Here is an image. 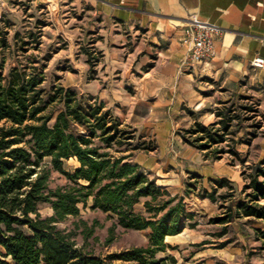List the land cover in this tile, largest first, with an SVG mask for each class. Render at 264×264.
<instances>
[{"label": "trees", "instance_id": "1", "mask_svg": "<svg viewBox=\"0 0 264 264\" xmlns=\"http://www.w3.org/2000/svg\"><path fill=\"white\" fill-rule=\"evenodd\" d=\"M45 24L38 20L36 31L29 30L21 36L20 43L19 33H14L15 44L23 53L39 49L40 28ZM7 34L8 30L0 27V49L10 46ZM94 43L95 39L83 49L89 64L88 79L93 78L94 67L100 60ZM46 59L29 53L6 74L1 70L4 60L0 63V264L176 263L173 255L158 254L167 247L175 248L165 243V237L180 232L181 220H192L194 215L185 210L182 196L170 195L131 160L134 150L154 147L142 142L133 144L135 130L123 126L96 99L61 83L44 90ZM238 98L249 100L248 96ZM54 109L57 112L51 121ZM257 113L252 105H236L232 100L221 102L215 110V121L207 125L195 121L182 129V140L202 151L204 159L217 160L226 152L238 156L234 148L236 127L242 119L255 118ZM251 126L254 130L248 133L247 142L257 135L261 120ZM122 146L126 149H119ZM114 147L121 152L119 155L111 151ZM69 158L79 162L73 171L63 168L64 160ZM52 169L62 173L68 182L50 189ZM243 174L241 197L234 196V188L225 177L208 178L210 190L198 187L201 177L196 174H191L193 182H186L185 194L196 189L197 195L211 202L228 201L227 205L221 204L224 209L220 215L209 218L210 223L223 224L216 233L219 237L234 219L262 220L263 226L254 228V238L264 251V160ZM221 188L226 191L219 192ZM142 198L143 209L138 210ZM40 203H48L52 214L42 216ZM79 204H89L91 210L113 219L111 235L116 226L147 230V244L103 256L85 252L73 238L75 229L67 231L57 226L69 215L78 216ZM82 223L84 237L90 235L94 226ZM196 224L190 221L189 226Z\"/></svg>", "mask_w": 264, "mask_h": 264}, {"label": "crops", "instance_id": "2", "mask_svg": "<svg viewBox=\"0 0 264 264\" xmlns=\"http://www.w3.org/2000/svg\"><path fill=\"white\" fill-rule=\"evenodd\" d=\"M57 1L60 8L54 13L53 24L61 29L64 39L74 42L77 38L85 48L91 40L89 36L96 35L93 46L100 53L93 78L88 79L89 64L87 55L82 52L84 62L80 74L66 87L103 103L123 126L154 142L151 152L162 153L164 159L173 160L170 165L175 171L172 168L165 172L169 180L156 183L170 195L182 196L185 210L193 213L194 218L182 219V230L167 235L165 243L175 247L185 239L187 243H195L197 239L192 238L191 233L185 239L175 237L188 228L185 221L197 222L195 216L200 215L192 208L187 209L188 205H194L187 198L192 194L182 193V187L177 189L176 185L186 180L187 175L196 174L201 177L198 186L208 190L211 189L208 178L225 177L234 191L238 185L240 191L241 180L234 171L225 168L223 159H204L202 152L183 142L176 129L195 121L205 125L215 121L216 107L239 95L256 101L264 117V64H253L255 57L264 58V0ZM12 4L14 0H0V9ZM193 16L219 25L222 32L216 37L212 59L182 70L180 63L188 52L182 42L184 25ZM63 57L68 59L67 63H73L70 51ZM255 144L260 156L249 168L264 160V124ZM183 150L188 151L191 158L186 157L179 163V158L184 157L180 155ZM160 160L163 164L164 160ZM134 162L142 171L152 174L142 163ZM225 191L226 188L219 189V192ZM201 199L209 211L217 210V202ZM238 220L255 223L253 233L254 228L263 226V221L255 218ZM237 235L240 236L232 242L234 253L242 248V236ZM235 242H238L237 248H234ZM171 249L175 248L167 247L162 255H173L177 262ZM196 255L194 253L191 258ZM201 260L199 264H209L204 257Z\"/></svg>", "mask_w": 264, "mask_h": 264}, {"label": "rangeland", "instance_id": "3", "mask_svg": "<svg viewBox=\"0 0 264 264\" xmlns=\"http://www.w3.org/2000/svg\"><path fill=\"white\" fill-rule=\"evenodd\" d=\"M41 3H43V0H33L30 3H26L25 1L15 2L8 8L6 7L0 9V27L8 30L7 39L10 44L9 47L0 49V63L4 60L2 62L3 66L1 70L4 74H6L11 66L17 64L21 60H24V57L29 53H35L39 55L40 59L46 57V68L44 69L45 80L42 87L44 90L48 91L53 84L61 83L62 85L66 86L69 83H73L77 80L80 74L81 65H83L84 62V56L81 55L84 47L82 41H78L77 38L74 42H67L62 35L63 33L61 32V29H59L57 25L53 24V22H55L54 13H56L60 8V2L57 1V4H53L55 6L53 8L50 7V10L44 7ZM38 20L46 23L45 26L40 28L42 35L40 37L41 44L39 49H30L28 52L23 53L21 48L15 44L14 33L16 31L19 33V36L17 37V43H20L21 36H26L28 31L31 29L36 31V24ZM89 39H96V35L89 36ZM69 51L71 56L70 58L72 59L75 66L73 63H67L68 59L63 57V54L68 53ZM231 100L234 101L236 105L248 104L258 109V113L255 115V118L249 120L244 118L238 127H236L237 131L234 135V140H236V143L234 144V148L237 151L238 156L226 152L220 158L223 159L222 163L225 164V168L230 169L232 172L234 171L236 176L238 175V177H240L239 179L241 181L239 183L241 184L240 186L242 189L244 184L241 182L243 181L245 183L243 171L247 173L250 169L249 166L259 160L260 154L257 152L255 140L260 136L261 128L264 124V117L259 113V105L256 101H250L246 99L241 100L238 97H234ZM50 109L51 107L49 110ZM56 112L57 110L54 109L51 121H53ZM238 112L242 113V115H246L247 113L241 109H238ZM257 120H261V127L257 129V135L247 142L249 136L248 133L254 130L253 126H251V123ZM190 125H180L176 129V134L181 136L182 129L187 128ZM140 142L147 145L154 144L151 139L142 137V135L135 133V138L133 139L132 143L135 144ZM223 145L225 146L226 144ZM119 149L125 150L126 146H122ZM152 150L136 149L133 151L131 160L133 162L138 161L147 167V169L152 172V174H150L151 177H154L157 183H165L167 180H169L166 177L165 172L166 170L173 168L170 165V162H173V160H170L171 158L167 156V158L164 159V154L156 151L151 152ZM111 151H113L116 155L121 153L115 151V147ZM180 155L184 157L179 158V163H183L186 157L187 159L191 158L189 157L188 151L183 150ZM160 159L164 160L163 164L160 162ZM76 166H78V164L74 158H69L63 162V168L65 170L73 171ZM172 170L175 171V168ZM187 181H194V179L191 177V174L187 175L186 180L182 181L179 186L176 185L177 189L182 187V193H185ZM67 182L68 180L62 173H60L58 170L52 169L49 181L50 189L63 186ZM175 182L177 184L179 183L178 180H175ZM200 186L201 185L199 184L198 187ZM238 187L239 185L236 187L234 195L241 197V190H237ZM196 193V189L193 193H191L193 200H191V197H187L188 201L194 203V205H188L187 209L192 208L193 210H196L198 213H200L199 216H195L197 225L194 227L188 226L190 230L187 228L185 231L181 232L175 237H178L179 239H185L186 237H189V233H191L192 238L197 239V241L195 243H187L188 241L185 239L183 240L184 242L180 241V243L176 245L177 248L175 247V249H171L178 258L177 262L173 264H199L202 262V257H204L209 264H264V251L258 248L259 242L254 240L252 226L255 223H243L242 220L234 219L231 221V224L229 223L227 225L228 232L221 237L217 236L216 233L222 229L223 224L210 223L209 218L220 215L224 209L221 204L227 205L228 201L217 202V210L211 212L209 211L210 209L208 206L202 204L201 197ZM141 201L142 202L137 205L138 210L143 209V199H141ZM206 201L208 203V200ZM90 202L91 201L89 200V204ZM89 204L86 207H83L82 204H79L80 214L78 216L69 215L66 217V219L57 223V226L60 229H67V231L75 229L76 235L73 238L76 240L78 245L83 246V250L85 252H91L94 255L103 256L108 252H117L128 247L144 246L147 244V230L127 229L121 226H116L114 228L113 234L111 235L109 228L112 226L113 219L109 218L106 213H103L99 210H91ZM39 211L42 216H48L52 214V208L48 203H40ZM82 222H85L87 227L94 226L93 232L85 237L84 232H82L85 226ZM185 222L188 225L190 223V221ZM76 223L79 224V227H76ZM239 233L242 236V240H240V243H242V248L240 249L239 253H234L232 250V242L238 238V236H240L237 235ZM109 237H112L110 241H108ZM235 243L236 244L234 245L237 246H234V248H237L238 242ZM194 253H197V255L191 258ZM162 254L163 253L160 252L158 255Z\"/></svg>", "mask_w": 264, "mask_h": 264}, {"label": "built area", "instance_id": "4", "mask_svg": "<svg viewBox=\"0 0 264 264\" xmlns=\"http://www.w3.org/2000/svg\"><path fill=\"white\" fill-rule=\"evenodd\" d=\"M25 0H14L23 2ZM33 1V0H32ZM57 4V0H43L41 3L50 10ZM222 32V28L208 20L200 19L196 16L185 21L182 42L187 46L188 52L180 63L182 70H189L197 63L207 61L215 56L216 37ZM255 66H262L264 58L257 56L253 60Z\"/></svg>", "mask_w": 264, "mask_h": 264}, {"label": "bare ground", "instance_id": "5", "mask_svg": "<svg viewBox=\"0 0 264 264\" xmlns=\"http://www.w3.org/2000/svg\"><path fill=\"white\" fill-rule=\"evenodd\" d=\"M76 163L79 164V162L76 160Z\"/></svg>", "mask_w": 264, "mask_h": 264}]
</instances>
